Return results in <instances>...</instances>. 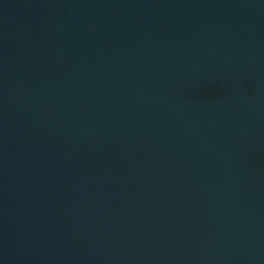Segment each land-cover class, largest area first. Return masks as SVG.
<instances>
[{
	"label": "water",
	"instance_id": "obj_1",
	"mask_svg": "<svg viewBox=\"0 0 264 264\" xmlns=\"http://www.w3.org/2000/svg\"><path fill=\"white\" fill-rule=\"evenodd\" d=\"M0 264H264V0H0Z\"/></svg>",
	"mask_w": 264,
	"mask_h": 264
}]
</instances>
